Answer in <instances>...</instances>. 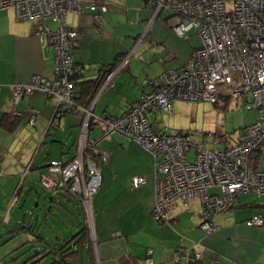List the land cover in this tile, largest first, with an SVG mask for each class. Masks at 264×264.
Listing matches in <instances>:
<instances>
[{"label":"crops","instance_id":"0c3cea01","mask_svg":"<svg viewBox=\"0 0 264 264\" xmlns=\"http://www.w3.org/2000/svg\"><path fill=\"white\" fill-rule=\"evenodd\" d=\"M92 1L106 7L104 12L98 13L96 21L90 11L82 15L69 13L66 17L67 25L79 31L72 50L73 62L83 67V72L76 80L74 93L78 98L82 84L97 77L102 79L106 71L120 62L119 65L123 64V67L106 76L105 80L110 77V84L105 87L101 85L103 88L97 89L92 99V113L95 116L118 115L131 103L141 99V95L148 91V81L186 62L191 50L197 47L190 43L191 36L196 34L189 32L188 39L177 36L169 24L170 12L166 15L160 12L153 18V8L144 0ZM109 15H114L116 22ZM50 22L40 19L17 20L13 7L0 9V178H9L0 179L6 180L0 183V212L20 190L17 180L20 168L11 173L14 168L8 167V170L1 163L3 152L12 144V133L24 119L26 125L31 117L34 119L35 129L28 134V139H33L34 145L40 142L34 156L42 150L46 151L41 164L36 158L32 161L30 158L28 164L33 165L34 171L43 169L48 160L54 159L50 158L52 154H48V149L53 150L62 162L71 160L76 153L83 119L81 110L64 114L58 120L53 118L56 102L47 99L43 93L13 97L10 92L12 85L29 84L34 75L38 74L47 80L54 77L50 42L47 38L40 41L35 36V29L42 24L53 28ZM124 25L125 28L121 29ZM86 40L104 48L108 46V49H97L99 54L89 56L86 49L91 42ZM130 41L131 44L128 43ZM141 47L145 49L144 58L132 59ZM116 107L122 110L117 112ZM4 115L18 117L11 130L1 123ZM235 141L227 143L224 148ZM98 145L101 150L109 152V157L101 165V184L90 201L91 228L83 229L86 226L84 209L76 198L72 196L71 200L65 198L66 195L59 196L57 200V197L48 198L49 207L42 217V224L47 223L44 228L46 234H41L42 231L35 233V223L31 219L22 223L29 226L27 232L43 235L50 243L49 247L46 248L37 236V241L26 240L15 249L28 246L13 256L10 263H16L23 255H27L22 259V264H37L42 258L47 259L48 264H145L147 261L152 264H264V224L259 227L245 224L253 215L264 217V199L258 198L264 195L241 193L234 208L215 217L219 227L215 233L200 230L202 217L196 199L190 200L188 205L177 203L171 209L168 221L159 223L152 217V155L135 141L120 134H112ZM262 160L264 151L254 158V166L260 171H264L259 167ZM134 175L146 177V183L136 189L131 188ZM208 191L219 190L217 186H212ZM61 202L69 206H61L64 211L59 213L56 210L58 216L52 215V208L56 204L60 206ZM37 206L36 203L34 207ZM50 219L54 225L59 224L60 235L50 223L45 222ZM20 232H16L14 224L9 223L0 231L1 244L8 243ZM50 234L56 238H51ZM178 247L191 248L200 257L177 263L173 260V254ZM33 250L34 254H31ZM3 259V264H7L6 259Z\"/></svg>","mask_w":264,"mask_h":264},{"label":"built area","instance_id":"2783aa9c","mask_svg":"<svg viewBox=\"0 0 264 264\" xmlns=\"http://www.w3.org/2000/svg\"><path fill=\"white\" fill-rule=\"evenodd\" d=\"M145 2L153 8V18L164 8L169 9L173 32L184 39L194 32L200 37V45L191 50L184 64L148 81V91L120 115L95 116L93 102L82 109L85 117L74 157L66 162L50 160L46 173L38 179L39 186L53 196H75L91 226L90 201L101 184V165L109 157V152L98 150L97 145L112 134H120L138 143L154 159L152 217L159 223L166 222L177 203L188 205L196 199L202 217L200 230L215 233L219 229L215 217L234 208L241 193L264 195V171L254 166L255 155L264 151V0H167L168 6L166 0ZM8 7L15 9L17 20H50L54 24L53 28L42 24L35 29V36L40 41L47 38L52 47L54 77L47 80L37 74L29 84L16 83L10 87L12 96L43 93L56 102L53 118L77 108L70 76L77 71L71 50L79 31L67 25L66 17L90 11L96 21L98 13L106 10L105 5L92 0H0V9ZM109 78L103 87L110 84ZM220 98L244 99L242 109L257 114L236 141L223 149L209 150L204 143L192 141L188 133L153 130L147 121L148 115L170 113L172 100L217 103ZM91 118L102 128L98 141L88 135ZM28 124L34 126L33 117ZM191 149L194 158L189 161ZM145 183L144 176L131 178L133 189ZM212 186L219 191L209 192ZM245 224L259 227L264 217L253 215ZM191 257L199 258L200 254L185 247H178L173 254L177 263Z\"/></svg>","mask_w":264,"mask_h":264},{"label":"rangeland","instance_id":"374dc122","mask_svg":"<svg viewBox=\"0 0 264 264\" xmlns=\"http://www.w3.org/2000/svg\"><path fill=\"white\" fill-rule=\"evenodd\" d=\"M167 3L168 2L166 0V5L168 6ZM168 11L169 9L164 8L161 11V15H166ZM109 17L111 19L113 18L112 20L116 22L114 15H109ZM68 19H70V15ZM120 19L124 20L123 17H120ZM52 26H54V24ZM123 28H125V25L121 26V29ZM118 33L121 34V31L119 30ZM86 41L91 42L89 40ZM128 43L131 44V41ZM190 43L194 46H199L201 43L200 37L198 35H192L190 38ZM97 49H99L100 51H105L108 49V46L104 48L98 46V44L95 42H91L90 47H88L86 50L89 56H96L97 54H99V52L96 51ZM143 51H145L143 47L139 48L135 52L132 59H143ZM132 54L133 52L131 53V55ZM52 100L53 102H55L54 99ZM243 100L244 99L241 98L238 100L220 98L217 103H211L207 101L191 102L184 100H172V109L170 113L158 112L153 115H148L147 121L150 123L153 130H165L169 134H174L176 132L188 133L192 141L196 143H204V146L209 150L223 149L227 143L230 144L232 141L236 140L243 127L251 124L257 118L255 110L242 109ZM115 109L117 112L118 110H122L121 108L118 109L117 107ZM120 114L121 113H119L118 115ZM34 129L35 128L28 123L26 125V119H24V121L12 133V136L14 137L12 140V144H7V150L3 152L4 159L1 163L3 166H5L7 169L8 167H13L14 169L10 171L11 173L20 168V171L17 175V180L19 181L18 186H20V190L18 191V194L13 199V201L8 202L6 204V207L3 208L0 212V231H3L9 223L16 224L17 222L20 224L22 223V221L28 222L31 219L32 223L36 224L37 221L36 227L35 224H33V228H35L34 232L36 233L42 231L41 234H46L44 228H46L47 223L42 224V217L45 209H48L49 207V201L48 198L44 197V191H42L38 182L40 173L45 174L46 169L44 167L43 169L37 171H34V169H32L31 171L25 170V167L29 165L28 163L31 157V161L36 158V161L41 164L43 162L42 155L44 156V154L46 153L45 150H42L40 151V153L34 156V151L37 148V145H40V142L37 143V145H34L33 139H28V134ZM101 136L102 128L100 127V125H95L93 129L89 131L90 139L98 141ZM49 145H51V143ZM97 149L101 150L99 145H97ZM48 151V154H50V156L52 154L50 158H54L52 160H58L59 157L57 155L55 156L56 153L53 150L48 149ZM187 156L189 161L193 160L194 149H191V151L188 152ZM259 167L261 168V170H264V160L259 163ZM0 179L9 178L6 177ZM1 181L6 180H0V183ZM1 192L2 191H0V194ZM256 195L255 197H257ZM12 196L13 195L11 194L10 198H12ZM56 197V200L60 199L59 196ZM65 198L71 200L73 199L72 196L68 195H66ZM258 198L262 200L264 199V196H259ZM36 203L38 204V206L34 207ZM56 205V207L52 208V215L58 216V212L60 213L61 211H64L63 209H61V206H67L68 204L65 202H61L60 206L58 204ZM75 205L79 208L77 204ZM56 210L58 212H56ZM30 211L33 212V216L30 215ZM84 218L85 223L90 229V219L85 216V214ZM45 222L50 223V225L53 226V229L56 230V232H58V234L60 235L61 232L58 223L57 225H54L51 219L48 221L46 220ZM24 226L25 224L22 223L21 228H24ZM24 232L25 233H18L8 243L1 244L0 242V264H3V258L6 259L7 264H22V259H24L27 255H23V257H21V259L16 263H13V261L10 263L9 260H11L13 256H17V254L23 252L25 247L28 245L20 247L17 250L15 248L19 247L26 240L37 241L35 233L31 234L27 231ZM50 236L51 238H56L53 234H50ZM34 251L35 250H33L31 254H34ZM37 264H48V260L42 258Z\"/></svg>","mask_w":264,"mask_h":264},{"label":"trees","instance_id":"16d2710c","mask_svg":"<svg viewBox=\"0 0 264 264\" xmlns=\"http://www.w3.org/2000/svg\"><path fill=\"white\" fill-rule=\"evenodd\" d=\"M72 50H73V46H72ZM72 50H71V55H72ZM74 63V62H73ZM119 63L120 62H118V63H116L114 66H112L110 69H109V71H106V73H104L105 75L102 77V79H101V77H97V78H95V79H92V80H90L87 84H82L79 88H80V92H79V94H80V96L77 98V96H76V94L74 93V102L76 103V106H77V108H74V109H72L70 112H73V111H75L76 109H79V110H81L82 111V109H84V108H88L90 105H91V102H92V99H93V94L96 92V90L97 89H99L100 87H101V85L103 84V82H104V80H105V78H106V76L111 72V71H113L118 65H119ZM74 65H75V67H76V69H77V71L74 73V74H72L71 76H70V79H71V81L73 82V87H74V89L76 88V80L80 77V74L83 72V67H80V66H78L77 64H75L74 63ZM70 112H68V113H70ZM83 112V111H82ZM65 114H67V113H65ZM64 115V114H63ZM106 115H108V114H102V116H106ZM62 116V115H61ZM113 116V115H112ZM84 117H85V115H84V113H83V119H82V123H83V120H84ZM18 117H17V115H13V116H8V115H4L3 117H2V120H1V123L8 129V130H11L14 126H15V124L17 123V119ZM95 125H100V123L98 122V121H96L94 118H91L90 120H89V124H88V127H89V131L91 130V129H93V127L95 126ZM81 126H82V124H81ZM81 130V129H80ZM88 135H89V132H88ZM79 140V139H78ZM260 152L261 151H259V152H257V155L255 156V158H257V156L260 154ZM50 160H52V159H50ZM50 160H48L47 161V163L50 161ZM47 163L45 164V169H46V166H47ZM32 164H29L27 167H28V170L30 171V170H32ZM26 167V168H27ZM42 174V173H41ZM40 174V175H41ZM20 186H18V188H19ZM43 191V190H42ZM44 194H47L48 195V198H51V199H53L54 197H56V196H53V195H51L50 193H46V192H44ZM70 195V196H73V195H71V194H69V193H60L59 195H57V196H62V195ZM74 198H76L75 196H73ZM77 199V198H76ZM78 200V199H77ZM79 201V200H78ZM80 202V201H79ZM81 203V202H80ZM82 205V204H81ZM86 226L83 228V229H88V226H87V224H85ZM21 226H22V223H20V224H14V227H15V231L16 232H20V231H26V230H28L29 229V226H27V225H25L24 226V228H21ZM37 238L39 239V241L47 248V247H49V246H47V245H45V237H43V235H41V234H39V233H37Z\"/></svg>","mask_w":264,"mask_h":264},{"label":"water","instance_id":"95a60500","mask_svg":"<svg viewBox=\"0 0 264 264\" xmlns=\"http://www.w3.org/2000/svg\"><path fill=\"white\" fill-rule=\"evenodd\" d=\"M91 111H93V108L91 109ZM60 117H61V115L60 116H58V117H56L58 120L60 119ZM52 122V121H51ZM53 123V122H52ZM45 196V198H48V195L47 194H45L44 195ZM69 242V241H68ZM66 244V243H65ZM45 245H47V246H49L50 245V243L48 242V241H45Z\"/></svg>","mask_w":264,"mask_h":264},{"label":"bare ground","instance_id":"6f19581e","mask_svg":"<svg viewBox=\"0 0 264 264\" xmlns=\"http://www.w3.org/2000/svg\"><path fill=\"white\" fill-rule=\"evenodd\" d=\"M144 1H145V0H144ZM157 16H158V15H157ZM157 16H156V17H157Z\"/></svg>","mask_w":264,"mask_h":264},{"label":"clouds","instance_id":"9594fccd","mask_svg":"<svg viewBox=\"0 0 264 264\" xmlns=\"http://www.w3.org/2000/svg\"><path fill=\"white\" fill-rule=\"evenodd\" d=\"M90 228H91V226H90Z\"/></svg>","mask_w":264,"mask_h":264}]
</instances>
